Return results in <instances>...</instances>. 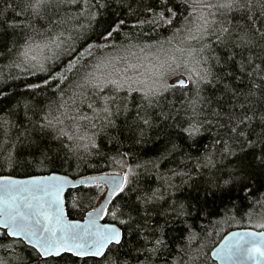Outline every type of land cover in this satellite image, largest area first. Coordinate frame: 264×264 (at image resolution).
<instances>
[{"label": "snow or ice", "instance_id": "snow-or-ice-1", "mask_svg": "<svg viewBox=\"0 0 264 264\" xmlns=\"http://www.w3.org/2000/svg\"><path fill=\"white\" fill-rule=\"evenodd\" d=\"M4 60L0 264H264V0H0Z\"/></svg>", "mask_w": 264, "mask_h": 264}, {"label": "trees", "instance_id": "trees-1", "mask_svg": "<svg viewBox=\"0 0 264 264\" xmlns=\"http://www.w3.org/2000/svg\"><path fill=\"white\" fill-rule=\"evenodd\" d=\"M181 11H183V9H181ZM144 31L147 32V33H149V35H151L153 39L162 38L164 35H167V34H168L167 32H164V31H162V30H157L156 33H152V32L150 31V29H148V28H145ZM144 42H150V41L145 40ZM6 63H7V60L0 61V64H6ZM61 66H63V65H61ZM9 71H10V70L6 68V69L4 70L5 75H8ZM11 75H12L13 77H16V76H19L20 73H19L18 71H11ZM41 75H42V74H41ZM29 79L31 80L32 78H29ZM0 86H3V85H0ZM7 88H8V90H9L10 92H15V93H19V92H21L22 90H24V89H23V78L8 81V82H7ZM50 94H51V90H50V89H45L44 94H43L42 96L37 97V99H38V100H41L42 102H46L45 97L48 96V95H50ZM14 102H15V101L13 100V103H14ZM13 135H14V133H13ZM105 140H106V138H98V142L101 143V150H102V151H108V152L111 153V152L114 150V149H113V146H112V145H108V144H106V143L104 142ZM121 150H123V149H121ZM100 163L102 164L103 162L101 161ZM105 170H109V169H105ZM23 171H29V172L32 173V174H39V173H40L38 170H35V169H33V170H21V172H23ZM81 171H82L84 174H89V171H86V170L83 169V168L81 169ZM73 214H74V215H77L75 212H73ZM77 218H78V217H77ZM243 227H246V225H243ZM232 228H237V227H236L235 225H227V224L223 225V226H222V229H223V230L221 231V236H223V234H224L226 231H228V230H230V229H232ZM219 238H220V237H215V236H214V237H212V240L215 241V240H217V239H219ZM210 247H211V243H210ZM89 264H92V262H89ZM209 264H216V262H213V261L210 260Z\"/></svg>", "mask_w": 264, "mask_h": 264}, {"label": "water", "instance_id": "water-1", "mask_svg": "<svg viewBox=\"0 0 264 264\" xmlns=\"http://www.w3.org/2000/svg\"><path fill=\"white\" fill-rule=\"evenodd\" d=\"M39 174H41V173H39ZM237 230H238V228H232L228 231H237ZM253 230L260 231L259 229H253ZM228 231H226L224 234H226ZM215 262H216V264H222V262H220V261H215ZM239 264H252V262L251 261H240Z\"/></svg>", "mask_w": 264, "mask_h": 264}, {"label": "rangeland", "instance_id": "rangeland-1", "mask_svg": "<svg viewBox=\"0 0 264 264\" xmlns=\"http://www.w3.org/2000/svg\"><path fill=\"white\" fill-rule=\"evenodd\" d=\"M246 227H249V225L246 224Z\"/></svg>", "mask_w": 264, "mask_h": 264}]
</instances>
